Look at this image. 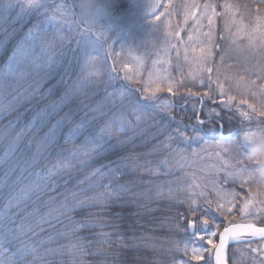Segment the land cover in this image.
I'll use <instances>...</instances> for the list:
<instances>
[{
	"label": "trees",
	"instance_id": "trees-1",
	"mask_svg": "<svg viewBox=\"0 0 264 264\" xmlns=\"http://www.w3.org/2000/svg\"><path fill=\"white\" fill-rule=\"evenodd\" d=\"M202 1L215 7L219 14L216 31V48L219 50L216 51L214 64L218 63L222 51L229 44V39L225 37L228 28L230 32L238 28L250 35L255 33L254 35L264 40V0ZM4 2L5 0H0V7ZM8 2L11 7L7 12L0 13V70L5 68L15 51L28 41L26 37L29 32L33 35L41 31L44 25L41 13L35 8L23 6L20 0ZM124 4L125 2H121L112 8V17L123 19L128 15V19H139L137 13L131 17L126 14ZM75 20L79 21L76 16ZM82 31L81 26L80 32ZM90 34L96 39L93 33ZM77 39L80 41L82 37L77 36ZM257 45L262 55L257 63L261 65L264 62V43H258L256 47ZM110 56L104 63L107 72L104 71L102 76L95 79L98 83L84 88L69 103L63 105L59 104L61 97L73 87L78 78L86 75L83 55L78 47H57L52 63L42 67L41 73L30 78L34 94L26 98L22 93L26 84L21 83L16 88L8 87L4 91L3 74L0 75V101L5 97V92L9 95L8 101L14 105L8 115L0 118V158H4L0 160V208H5L9 199L35 180L34 173L51 168L61 161L69 165L58 177L59 186L56 191L49 189L39 199L33 194L18 207L14 206L9 210L10 219L5 218L4 228L12 229L7 237L11 242H5L0 248V261L3 264H13L14 253L34 244L36 252L29 255L24 264H181L186 259L176 249L177 246L182 248L185 242H190L189 233L182 229L187 227V221L192 217L182 205H165L162 202V208L156 210L147 205L141 194L151 188L147 183L153 178L152 172L146 169L161 168L168 160L170 151L166 148L167 143L175 147L173 152H184L188 151L187 147L192 148L188 144L194 141L198 145L220 141L218 133L223 130L224 135L233 134L229 144L236 145L241 143L242 134L248 129L264 128V115H261L264 113V88L260 87L263 102L256 112H241L229 107L227 98L222 99L215 90L211 91L216 86L212 74L210 90L206 87L209 84L208 77L202 85L195 83L190 86L189 89L197 95H192L188 88L179 92L180 97L163 92L156 99V104L154 100L144 98V92L138 85H128L124 79L126 77L116 66L109 69V64L111 66L114 63ZM235 61L234 56H227L225 62L229 65L230 72L236 69ZM257 77L261 75L253 74L252 79ZM205 92L208 95H204ZM7 98L5 103H8ZM160 103L170 107L166 110L156 109ZM53 104L58 105L55 112L51 107ZM138 104H150L153 107L143 114L141 125L137 128L139 122L136 121L133 110ZM34 119L37 121L35 127L27 131V125ZM114 119L127 121L135 130L126 134L114 133L118 136L111 140L107 133L101 135V129ZM58 121L59 125L53 128ZM199 121L204 123H198ZM10 123L14 125L11 130L8 128ZM78 125L84 127L75 137L76 145L93 148L102 141L106 143L109 153L101 156L92 151L88 155L70 152L65 137ZM118 126V123H113L112 130ZM21 130H25L24 135L17 141V134ZM50 131L56 137L55 144L43 139ZM186 139L189 140L187 144ZM13 145H16L15 150ZM241 151L244 153L247 149L242 148ZM234 156L237 158L235 149ZM33 157H36L37 163L32 162ZM114 160L127 165L124 168L125 175L118 178L106 175L108 187L105 188L104 184L96 189L93 174L98 169L108 171L102 165ZM120 184H124L128 191L111 199L101 196V193H107ZM230 187L235 189L240 198L243 186L232 184ZM73 193L77 194L75 199L72 198ZM53 197L56 198V204L46 207L45 202ZM65 197H68L69 204L76 205V209L60 216L58 220L52 218L50 224H41V220L58 207ZM92 197L99 199L93 200ZM209 212L221 225L214 237L216 243L224 227L237 223H256L236 222L234 216L228 213V218L225 219L219 212ZM201 215L198 213L197 219ZM80 223L93 226L73 231ZM260 223L264 224V220ZM22 226L31 227V231L21 235L16 230ZM49 237L52 239L43 245L38 243ZM73 244H79L80 250L73 253ZM261 244L254 242L230 247L228 263L264 264V249H259ZM50 249L60 251H49ZM205 257V261L192 264H207L208 254ZM189 261L192 260L188 259Z\"/></svg>",
	"mask_w": 264,
	"mask_h": 264
},
{
	"label": "rangeland",
	"instance_id": "rangeland-1",
	"mask_svg": "<svg viewBox=\"0 0 264 264\" xmlns=\"http://www.w3.org/2000/svg\"><path fill=\"white\" fill-rule=\"evenodd\" d=\"M20 1L23 6L32 7L33 0ZM121 2H125L126 14H130L131 17L137 13L139 19H128V15L127 18L123 19L112 17V8H115ZM61 3L67 2L66 0H50L47 10L35 8L43 17V29L41 28V31L34 33L25 44L15 51L17 57L13 61V67L16 68V72L12 75L4 71V91L8 87L14 86L16 88V85L23 83L26 84L22 91L25 98L34 94V85L29 80L41 73L49 63H42L38 67L37 64L33 63V59L39 58L43 62L46 57H50L53 61L57 47L62 49L67 47L76 49L78 47L83 55L85 76L89 72L96 73L91 77L95 80L107 72L108 69L104 68V63L109 60L108 57L111 55L110 57L113 58L114 63H112V66L108 63L109 69L116 66L126 77L125 80L128 85H138L144 92V98L148 101L154 100L156 104V99L160 94L168 92V83L173 85V92L170 94H176L180 97L179 92L189 89L195 83L202 85L201 78L204 82L211 74L213 79L216 80L214 82L216 84L215 88H211L212 92L215 90L218 96H222V99H228L229 96L235 97L231 101L228 99L229 107L241 112H245L244 110L256 112L260 103L263 102V99L261 100L263 93L261 94L260 91L262 80L258 77L253 78L256 80L255 86L251 85V80L254 73L261 75V77L264 76V62L261 65L257 63L262 55L257 49L259 45L256 47V44L264 43V40L262 41L260 36L254 35L255 33L250 35L238 28L230 32L228 28L225 37L229 39V44L222 51L218 63L214 64L216 51L219 50L216 48L219 14L215 7L204 3L202 0H108L106 13L101 16H92L96 20L99 30L105 34L103 37H99L95 31L93 32L96 39H100L98 42L99 51L92 48L86 50L80 43L81 40L77 39V36L80 35L73 30V26L69 23H62L60 14L56 12ZM53 16H55V19H52ZM156 16H160L158 21L155 19ZM209 20L211 23H209ZM169 31L173 33L172 36H167ZM208 33H211V43L208 42V36L206 35ZM90 36L95 40L91 34ZM233 39H235V42H233ZM49 44L51 48L48 47ZM201 48L204 49L205 53L209 51L211 53L207 67H211L212 71L210 73L207 71L201 72L198 78L193 80L190 73L194 72L197 66L192 61L194 57L202 55ZM227 56L236 58L234 62V66L236 65L235 71L230 72L229 65L225 62ZM218 64H220L219 67ZM245 69H248V71H245ZM161 78H165L164 82L157 85L156 81ZM220 85L223 86V92ZM157 86L161 90L155 92V98L147 99V97L152 96L153 90ZM252 91L256 92L255 96L251 94ZM3 96L5 97L0 101V106L5 108V112L0 118L8 115L14 109L12 102L8 101L7 97L9 95L4 92ZM6 98L8 103H5ZM241 99L246 100L247 103L241 104ZM249 105L253 107H249ZM156 107V109L160 108L159 105ZM130 125L131 129L129 131L119 134L132 133L135 128L132 124ZM140 125L139 122L136 125L137 128ZM257 130L259 128L248 129L247 132ZM114 133H117L115 129L112 130L110 140L112 137L118 136ZM75 142L76 138L69 143L68 148L73 154L80 153L84 155V153L89 154L92 151L91 147L76 145ZM230 142H232V139L230 141H208L198 145L195 141L189 143V140L186 139L185 143H189L188 146L192 148L187 147L188 151L184 150V152L179 153L173 152L175 147L171 143H167L166 148L170 151L168 160L161 168H152L155 170V172H152L153 180L147 183V186L151 185V188H147L148 190L142 192L141 198L154 210L162 208V202L165 205L169 203L182 205L189 210L188 204L183 202L187 198L188 192L186 190L181 191V189H186L195 179L198 184L206 187V198L212 201L210 210L218 212L216 211L218 199L216 192L213 190L214 186L224 192L237 193L230 186L232 184L241 186L242 184L240 180H233L229 176L237 160L234 156L235 145L229 144ZM241 144H243L242 141ZM243 159L248 170L251 166L246 164L247 160L244 157ZM237 167L239 166L237 165ZM123 171L125 172L124 169ZM107 172L99 170L93 174L96 178L94 182L96 189L104 184H106L104 185L105 188L108 187L107 182H105ZM245 179L243 193L240 198L238 195L236 196L233 213H228V215L234 216L236 222L253 221L256 222V226L264 227V224L260 223L264 220V186L254 183L247 177ZM169 189H172L171 193ZM245 201H251L249 213L247 214L239 211ZM198 203L208 207L203 197L198 200ZM165 209L168 208L165 207ZM182 214H185V212H182ZM236 215L238 216L236 217ZM260 248L264 249V242L259 246ZM180 253H182V258L186 259L185 261L191 260L190 254L186 256L183 251H180ZM207 254V252L204 253L205 256ZM192 262L198 263L189 261L188 264H192Z\"/></svg>",
	"mask_w": 264,
	"mask_h": 264
},
{
	"label": "snow or ice",
	"instance_id": "snow-or-ice-1",
	"mask_svg": "<svg viewBox=\"0 0 264 264\" xmlns=\"http://www.w3.org/2000/svg\"><path fill=\"white\" fill-rule=\"evenodd\" d=\"M50 3V0H33L32 7L34 8H44L48 9V5ZM74 3L75 0H68L67 3H61L59 7L56 9V12L60 14L62 23H69L73 26V30L77 31L79 35L82 37V40L80 43L84 46V48L87 50L88 48H92L93 50L99 51L100 47L98 46V42L100 39L93 40L90 36V33H93L94 31L97 33L99 37H103L105 34L104 32L100 31L97 27L96 20L92 18V16L87 17L84 21H77L74 19L76 16V11L74 10ZM11 7V4L8 2V0H5L2 7H0V13L7 12L8 9ZM210 7V6H207ZM225 7H228L227 5ZM214 14V13H213ZM52 19H55V16L52 17ZM155 19L158 21L160 19V16H156ZM209 23L211 21L209 20ZM81 26L83 27V31L80 32ZM173 33L169 31L167 33V36H172ZM208 36V42L211 43L212 37L211 33L206 34ZM32 36V32L30 31L28 34V37H26V40L29 39ZM191 39V37H189ZM233 42H235V39H233ZM203 43V42H202ZM49 48H51V45H48ZM202 55L198 57L193 58V63L197 66L195 71L190 73L193 80L197 79L199 76V73L207 71L211 72V67H207L208 59L211 55L210 51L205 53L204 49L201 48ZM17 54L14 53L13 56L9 59V62L7 65H5V68L3 70H0V75L3 74V71H7L9 74L14 75L16 72V68L13 67V61L16 60ZM33 63L37 64V66H41L42 63H52V59L50 57H46L43 62L39 60V58H34ZM245 71H248V69H245ZM96 75V73L89 72L87 76H83L81 78H78L76 82H74L73 87L65 93L64 96L61 97V100L59 101V104H67L69 103L76 95L81 93V91L88 87L89 85L98 83L97 80L92 79L91 77ZM255 75V73H254ZM262 80V83L260 87L264 88V76L258 77ZM243 79V78H242ZM165 78H161L160 80L156 81V84H162L164 82ZM210 82L211 77H209V84L206 85V87L210 90ZM201 84H203V79L201 78ZM251 85H256V80H251ZM221 91L223 92V86L220 85ZM161 88L157 86L153 90V94L150 97H147V99H154L155 98V92L160 91ZM248 89L246 88V91ZM167 91L169 93L173 92V85L172 83H168ZM189 92L192 95H197V93L192 92L191 89H189ZM251 94L253 96L256 95L255 91H252ZM204 95H208L207 92L204 93ZM229 101L232 99H235L234 96L228 97ZM241 104L247 103L246 100L241 99ZM53 112L57 109L58 105L53 104L52 106ZM153 105L150 104H138L134 110L133 114L136 117V121L140 122L143 119V114L151 109ZM161 110H166L170 107L168 104H161L159 105ZM249 107H253L252 105H249ZM5 112V108L3 106H0V116H2ZM261 115H264V113H261ZM36 120L34 119L30 124L27 125V131H31L33 127L36 125ZM59 121L57 122V125H54L53 128H56L59 125ZM118 123L119 126L115 129L117 133H125L131 129V125L128 124L127 121L123 119H114L112 122H110L104 129H101V135L104 133H107L109 136L112 134V124ZM198 123H204L203 121H199ZM14 127L13 124H9L8 128L11 130ZM84 127L83 125H78L76 128H73L68 135L65 137V143H70L77 135L80 134V131ZM222 127V126H221ZM25 130H21L20 133L17 134L16 140L19 141L20 137L24 135ZM218 137L220 139H229L231 140V136L224 137L223 132L221 131L218 133ZM45 141H50L52 144L57 143L56 137L54 135V132L50 131L45 135L43 138ZM16 145H13V150H15ZM242 148H245L244 144L238 143L235 145V150L237 152V160L236 165L232 167V171L229 173V176L233 180H240L242 182L241 186H244L246 183V177L249 179L248 176V170L244 165V155L243 151H241ZM109 149L106 146L105 142H98L93 148L92 152L97 153L98 155H103L105 153H109ZM57 155H60V153H57ZM84 155H88V153H84ZM4 158H0V160H3ZM33 163H37L38 160L36 157H33ZM70 163V161H69ZM237 165L239 167H237ZM68 164L64 163L63 161L58 162L57 164L53 165L51 168H45L42 171L34 173L35 180L30 182L29 184L25 185L19 193H17L15 196H13L11 199L8 200L7 206L5 208H0V248H2L3 244L5 242H11L7 240L8 235L12 232V229H5L4 228V220L6 217H8L9 210L13 208L14 206L18 207L22 201L27 200L31 195H35L37 199H39L42 195H46L48 193V190L51 189L52 191H56L59 186L58 177L62 174L63 171L68 169ZM127 167V165L122 164L119 160H114L110 164L102 165V168H107L108 172L106 175L113 176V177H119L125 175V172L123 169ZM149 172H155L153 169H146ZM99 171V169H98ZM187 191L188 196L183 201L184 203L188 204L189 212L188 215L191 216V219H188L187 221V227L182 229L183 231H186L189 233V236L191 238L190 242H185L184 247L180 248L177 246V251H183L184 255H189L192 261L195 262H201L205 261L206 257L204 255L205 252H207L209 255L207 257V264H212V257L214 254V261L215 264H225V248L226 245L229 244L230 241L232 242H248L251 241L247 238H254V237H264V227H257L252 223H237L232 226H226L223 228V231L219 233V242L216 243L214 241V237L217 236L218 229L220 228V223H218L212 215H210L209 210L212 207V201L208 200L206 198V187L201 186L197 183L195 179L192 180L191 184L187 186L186 189L182 188L181 191ZM213 190L216 192V196L218 199V204L216 207V211H218L221 215L227 219V213H233V207H235V200L238 193L235 192H224L220 189L216 188L214 186ZM128 191L126 186L124 184H120L117 188L112 189L111 191L107 193H101V196H106L107 198L111 199L113 197H118L121 192ZM169 192H172V189H169ZM63 195V193L61 194ZM77 194L73 193V199H75V196ZM205 198V203L208 205V207H204L202 204L198 203V200L200 198ZM0 198H2V193H0ZM91 199L97 200L98 197H92ZM80 203H85V201H80ZM251 201H245L243 204V207L239 209L241 213H249V205ZM56 204V198L53 197L50 200L45 202L46 207H51L52 205ZM76 209L75 204H69L68 197H65L64 201L61 202V204L53 209V211H50L48 213V216L46 218H43L41 220V224L43 223H51V219H59L60 216H63L65 213H70ZM55 213V215H54ZM201 213L199 219H197V214ZM234 215V214H233ZM10 219V217H8ZM40 226V225H37ZM93 225L88 223H80L77 224L76 227L73 229V231H78L80 229H87L89 227H92ZM21 235L25 234L26 231H31V227L25 228L20 227L16 230ZM52 237H49L47 240H41L38 243L40 245H43L44 243L50 241ZM73 253L80 250L79 244H73L71 245ZM214 250V253H213ZM49 251H60L57 250H49ZM36 252V245L31 246H25L18 250V252L13 254V264H24V261L29 255H34ZM0 264H3V261H0ZM181 264H188L187 261L181 262Z\"/></svg>",
	"mask_w": 264,
	"mask_h": 264
},
{
	"label": "clouds",
	"instance_id": "clouds-1",
	"mask_svg": "<svg viewBox=\"0 0 264 264\" xmlns=\"http://www.w3.org/2000/svg\"><path fill=\"white\" fill-rule=\"evenodd\" d=\"M108 0H75L76 17L84 21L89 16H101L107 11ZM247 151L243 153L251 168L248 176L254 183L264 186V128L242 134Z\"/></svg>",
	"mask_w": 264,
	"mask_h": 264
},
{
	"label": "water",
	"instance_id": "water-1",
	"mask_svg": "<svg viewBox=\"0 0 264 264\" xmlns=\"http://www.w3.org/2000/svg\"><path fill=\"white\" fill-rule=\"evenodd\" d=\"M229 136H231L230 138H232V134H230L228 136H224V137L227 138ZM220 140L225 141V140H229V139H220ZM247 239H249L251 241L250 243H252V242H263L264 241V237H254V238H247ZM245 243H248V242H232V241H230L229 244L226 245V248H225V264H228V261H227V252H228L229 248L231 246H234V245L245 244ZM213 264H215L214 257H213Z\"/></svg>",
	"mask_w": 264,
	"mask_h": 264
},
{
	"label": "bare ground",
	"instance_id": "bare-ground-1",
	"mask_svg": "<svg viewBox=\"0 0 264 264\" xmlns=\"http://www.w3.org/2000/svg\"><path fill=\"white\" fill-rule=\"evenodd\" d=\"M214 253V252H213ZM213 257H214V254H213ZM213 257H212V263H213ZM227 261H228V253H227ZM229 264V263H228Z\"/></svg>",
	"mask_w": 264,
	"mask_h": 264
}]
</instances>
